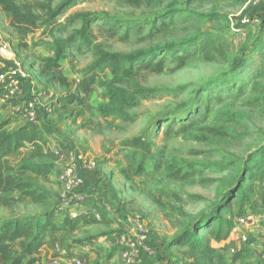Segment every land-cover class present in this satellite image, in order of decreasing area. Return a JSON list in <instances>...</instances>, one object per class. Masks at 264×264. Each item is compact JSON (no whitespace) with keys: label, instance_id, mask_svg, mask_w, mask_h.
Segmentation results:
<instances>
[{"label":"rangeland","instance_id":"374dc122","mask_svg":"<svg viewBox=\"0 0 264 264\" xmlns=\"http://www.w3.org/2000/svg\"><path fill=\"white\" fill-rule=\"evenodd\" d=\"M36 1L55 8L64 0ZM71 1L56 19L64 22L80 11L95 13L102 18L92 24L95 43L104 50L134 53L173 41L187 44L141 58L152 57L153 63L163 58L164 66L159 73L138 70V77L144 76L141 84L155 91L127 110L133 116L131 120L101 115L98 106L106 101V88L96 78L85 106L66 103L52 126L59 138L52 140L55 147L50 150V158L53 160L57 151L66 152L65 165H58L47 175L27 172L23 178L47 190V203L53 208L59 201V173L63 168L94 161L93 170L82 171L86 196L93 195L86 189L87 175L93 172L103 206L109 205L111 213L122 222L128 221L134 232L132 219L137 217L148 239L155 233L164 243L186 228L196 232L215 219H229L222 207L252 183L253 192L249 194L255 206L252 210L247 206L242 214L247 223L237 226L233 218L234 227L226 239L215 241L206 232L204 237L215 247L226 246L224 255L229 261L231 248L238 246L244 235L254 253L252 263L257 257L264 258V182L259 180L264 161V0ZM170 19H174L172 23L167 22ZM162 21L167 24L166 32L147 36L151 27ZM111 25L116 26L114 34L108 32ZM78 26L75 22L58 35L66 37ZM42 29L24 37L8 29L2 30L4 35L1 32L18 61L13 65L21 66L29 75H36L38 70L31 68L23 44L43 43ZM206 33L224 37L229 61L206 62L189 56L184 65L178 66L175 56L195 51L193 43L202 41ZM68 59V78L74 88L94 57L91 51L71 50ZM97 72L104 80L111 77L109 70ZM44 82L59 93L53 83ZM178 169L186 176H173ZM45 209V205L26 199L11 207L0 205V217L33 215ZM95 210L100 215L105 212L98 207L93 214ZM109 219L106 216L108 222L79 223L72 232L63 234L65 248L87 239H116L123 230ZM163 255H167L166 263ZM191 259V252L182 245L171 246L169 251L157 247L150 257L158 264H187Z\"/></svg>","mask_w":264,"mask_h":264},{"label":"trees","instance_id":"16d2710c","mask_svg":"<svg viewBox=\"0 0 264 264\" xmlns=\"http://www.w3.org/2000/svg\"><path fill=\"white\" fill-rule=\"evenodd\" d=\"M70 2L72 1L64 0L53 8L49 3L36 0H22L21 2L18 0H0V8L9 14L8 26L15 31H24L23 37L28 33L33 34L42 26L41 36L51 39L52 54L42 58V64L38 68L37 75L59 86L62 91L60 100L63 108L66 103L73 102L84 107L95 79L99 78L100 85L106 88V101L98 106L101 115L131 120L133 116L127 110L136 106L155 91L141 84L144 76L138 77V70L159 73L164 66L163 58L155 63L152 62V57L146 60L141 58L153 55L156 50L172 52L187 43L173 41L164 43L160 47L134 53L104 50L101 45L95 43L92 24L102 19L95 13L80 11L68 16L64 22L56 19ZM173 20L170 19L167 22L172 23ZM75 22H78L79 26L71 29L66 37L58 35V33L66 31ZM166 26L164 21L160 22L159 26L153 25L147 36L166 32ZM115 31L116 26L111 25L108 30L109 34H114ZM193 45L196 50L189 55L175 56V59L179 61L178 66L184 65L189 56L206 62L223 63L229 61L225 39L222 35L206 33V37L202 41L195 42ZM23 46L26 44L24 43ZM71 50L91 51L94 57V62L83 71L74 88L67 77L63 75L59 65L60 60L69 57ZM105 69L111 73V77L107 80L100 78V74L97 72ZM26 145L31 146V155L22 158L16 164L10 162L8 155ZM50 155L47 141L37 130L31 129L29 125L11 128L8 120H0V205L11 207L15 203L30 199L33 204H43L46 207L44 211L38 214L0 217V264H35L48 232L72 230L79 221L84 224L103 221L105 213L101 214L100 219H96L93 211L80 212L76 218H72L68 214L60 215L57 212L58 202L53 208L47 203L50 196L49 192L39 187L35 182L23 178L27 172L36 175H47L52 172L55 163L51 160ZM261 165L259 180L264 182V161ZM173 176L181 179L186 176V173L178 169L174 171ZM253 177L252 175L251 178L253 179ZM253 188V184L249 183L241 189L237 198H233L232 203H225L222 209L229 216V219L223 217L215 219L212 225L205 227V229H198L196 232H190V228H186L177 232L176 236L169 240L168 245L186 246L192 254V259L187 264H264L262 257H257L255 263H252L251 259L254 253L246 243L231 253L228 261L224 255L226 246L215 247L209 239L204 237L206 232L215 241L226 239L234 227L232 219L241 216L247 206L250 207V210L254 208L255 204L249 194L253 192ZM10 192H15L16 196L9 197ZM262 198L264 201V196ZM91 205V210L98 208L94 202ZM54 215H58L59 219L54 220ZM104 221L107 222L105 219Z\"/></svg>","mask_w":264,"mask_h":264},{"label":"crops","instance_id":"0c3cea01","mask_svg":"<svg viewBox=\"0 0 264 264\" xmlns=\"http://www.w3.org/2000/svg\"><path fill=\"white\" fill-rule=\"evenodd\" d=\"M8 16L7 12H4L0 8V32L3 34V29H8L10 32L20 33L23 36L24 31L21 30H13L8 26ZM3 28V29H2ZM4 35V34H3ZM44 42L36 43V44H26L23 46L24 52H26L28 60L31 62V68L36 67L37 70L39 66L42 64V58L45 56H50L52 54L51 51V39L44 36ZM15 64H18V61H15ZM6 62L0 60V71L4 68ZM60 70L63 72V75L67 77L68 81V66H70V60L68 58H64L59 61ZM21 73L23 76L21 77V89L9 95L0 80V120H8L11 128H18L23 125H29L31 129H35L38 133L43 136L44 140L47 141V145L50 147L52 151L55 147V142L52 140H56L59 138L57 135L58 132L54 133L52 126L57 124L56 118L58 116V111H61L62 103L60 100L61 89L57 84H54L57 90H60L59 93H54L49 89L48 85L45 84L44 79L40 78L37 73L36 75H29L25 69L19 66ZM1 74V72H0ZM24 84V86H23ZM30 99H35L37 101V118L35 121H31L24 113L23 109L26 106V103ZM45 118H51L49 121ZM54 122V124H52ZM31 146L26 145L24 147L19 148L16 152L8 155V159L13 164L18 163L22 158L28 157L31 155ZM58 155L53 156V162L55 163L54 169H57L58 165H65L67 162V154L66 152H62L61 150L58 152ZM60 168V167H59ZM95 173H89L87 175V185L86 189L90 190L93 195L87 197L88 202L81 208V212L85 213L91 211L92 203L94 202L98 207L102 210H105V214L103 215L104 219L111 218L112 223L117 227L123 230V233H118L117 238H111L106 241H102L100 238L87 239L86 241H82L77 245H70L65 248V245L61 240L64 236L63 234H68L69 231H50L47 233L45 238V243L42 246L39 254L38 261L35 264H50L51 259L54 257V247L55 245H59L62 250H64V254L60 256V264H71V260L75 257H79L83 260L84 264H126L120 252L119 241L121 239L129 238L134 234V229L128 221L122 222L117 214L111 213V208L109 205L103 206L101 199H99L97 191L95 190V183L93 182V178ZM85 189V188H84ZM96 191V192H95ZM92 202V203H91ZM91 203V204H90ZM108 222V221H107ZM82 223L81 221L78 222ZM154 236L148 239L150 241V246H152L153 254H155V248L162 247L166 248V251H169L171 246L168 245L167 241L164 243L163 239H160L155 235V233H151ZM175 237L173 236L171 238ZM167 240V239H165ZM170 240V239H169ZM68 244L70 243L67 241ZM154 247V248H153ZM145 256L140 264H158L156 262H152L150 257ZM161 255V254H160ZM164 263H166L167 255L162 256ZM96 260V261H95Z\"/></svg>","mask_w":264,"mask_h":264},{"label":"built area","instance_id":"2783aa9c","mask_svg":"<svg viewBox=\"0 0 264 264\" xmlns=\"http://www.w3.org/2000/svg\"><path fill=\"white\" fill-rule=\"evenodd\" d=\"M0 60L6 62L3 73L0 74V80L5 91L11 95L21 89V77L23 74L19 67H16V56L14 51L10 48L9 44L0 32ZM11 64V65H10ZM37 101L30 99L23 113L31 120L35 121L37 118ZM76 166L75 163L64 167L59 173V182L61 184V193L57 204V212L60 215L68 214L72 218H76L82 211L81 208L88 202L84 189V177L82 171L93 170L96 163L88 161L80 163ZM78 167V169H76ZM94 215L97 219L101 218L100 211L95 210ZM135 224L136 232L132 237L121 239L119 241L121 257L126 264H140L143 257L153 254L152 246L149 245L145 228L139 223L137 217L132 219ZM247 223V218L241 215L236 218L235 224L242 226ZM236 230V229H235ZM246 241V237L242 235L239 239L238 246L231 248L230 254L238 250ZM64 250L59 245L54 247V257L52 258L53 264H60V256L64 254ZM71 264H84L83 260L75 257L71 260Z\"/></svg>","mask_w":264,"mask_h":264}]
</instances>
